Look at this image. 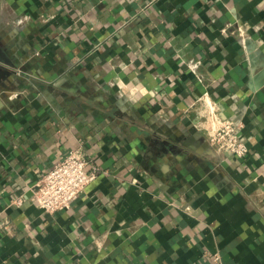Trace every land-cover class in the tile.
<instances>
[{
	"label": "crops",
	"instance_id": "obj_1",
	"mask_svg": "<svg viewBox=\"0 0 264 264\" xmlns=\"http://www.w3.org/2000/svg\"><path fill=\"white\" fill-rule=\"evenodd\" d=\"M203 99L245 157L210 144ZM75 148L98 176L47 213L30 198ZM215 254L264 264V0H0V264Z\"/></svg>",
	"mask_w": 264,
	"mask_h": 264
},
{
	"label": "built area",
	"instance_id": "obj_2",
	"mask_svg": "<svg viewBox=\"0 0 264 264\" xmlns=\"http://www.w3.org/2000/svg\"><path fill=\"white\" fill-rule=\"evenodd\" d=\"M223 30L226 31L227 28ZM203 101L206 102L205 99ZM207 105L209 110L206 118L210 122L213 121L207 128L210 144L222 154L245 157L249 147L241 134L242 123L221 117L215 104ZM195 124L198 127L202 125L200 117ZM98 172L99 168L81 149H72L41 178L30 199L47 213H55L82 194L97 178ZM25 200L26 197L21 195L15 198L13 203L21 205ZM9 223V220H5L3 225L8 226ZM214 259L217 264H221L220 255L215 254Z\"/></svg>",
	"mask_w": 264,
	"mask_h": 264
},
{
	"label": "bare ground",
	"instance_id": "obj_3",
	"mask_svg": "<svg viewBox=\"0 0 264 264\" xmlns=\"http://www.w3.org/2000/svg\"><path fill=\"white\" fill-rule=\"evenodd\" d=\"M205 125H207V123Z\"/></svg>",
	"mask_w": 264,
	"mask_h": 264
}]
</instances>
